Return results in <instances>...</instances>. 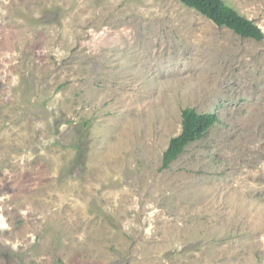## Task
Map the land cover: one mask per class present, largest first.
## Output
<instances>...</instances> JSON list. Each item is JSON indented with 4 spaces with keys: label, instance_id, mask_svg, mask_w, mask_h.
Returning <instances> with one entry per match:
<instances>
[{
    "label": "rangeland",
    "instance_id": "obj_1",
    "mask_svg": "<svg viewBox=\"0 0 264 264\" xmlns=\"http://www.w3.org/2000/svg\"><path fill=\"white\" fill-rule=\"evenodd\" d=\"M264 33V0H224ZM216 122L166 167L181 110ZM0 264H264V38L178 0H0Z\"/></svg>",
    "mask_w": 264,
    "mask_h": 264
},
{
    "label": "trees",
    "instance_id": "obj_2",
    "mask_svg": "<svg viewBox=\"0 0 264 264\" xmlns=\"http://www.w3.org/2000/svg\"><path fill=\"white\" fill-rule=\"evenodd\" d=\"M211 20L217 26H225L241 37L261 40L264 33L251 19L240 14L224 0H178ZM213 113H199L194 108L185 107L181 110V131L170 138L163 153L162 166L166 167L185 147L202 138L216 122Z\"/></svg>",
    "mask_w": 264,
    "mask_h": 264
}]
</instances>
